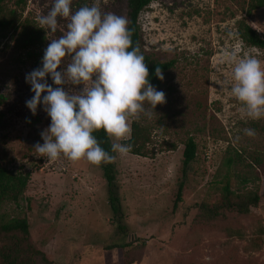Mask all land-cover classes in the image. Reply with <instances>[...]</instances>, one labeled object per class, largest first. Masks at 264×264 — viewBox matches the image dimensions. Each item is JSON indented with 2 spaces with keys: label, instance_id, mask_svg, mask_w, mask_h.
Segmentation results:
<instances>
[{
  "label": "rangeland",
  "instance_id": "rangeland-1",
  "mask_svg": "<svg viewBox=\"0 0 264 264\" xmlns=\"http://www.w3.org/2000/svg\"><path fill=\"white\" fill-rule=\"evenodd\" d=\"M255 2L151 0L139 13L142 53L152 61L172 60L173 66L161 84L152 85L165 93L166 103L153 112L145 105L132 120L150 131L151 155L115 152L120 218L107 201L104 163L50 161L34 149L43 144L41 133L51 119L42 104L35 115L26 107L34 93L25 77L42 67L44 50L63 34L67 21L61 19L48 34L38 19L52 0L5 4L39 36L26 48L11 38L0 43V166L29 174L21 199L0 204V230L3 222L19 217L26 218L29 234L0 231V264H264V118L241 115L224 59L226 53L251 55L264 66V48L249 45L238 29L245 23L264 38V6L252 8ZM93 4L128 20L126 0H73L72 9ZM46 81L57 87L50 76ZM63 87L79 91L82 85ZM246 128L256 135L247 136ZM188 138L196 143V155L183 174ZM228 172L234 193L259 197L247 213L217 206Z\"/></svg>",
  "mask_w": 264,
  "mask_h": 264
},
{
  "label": "clouds",
  "instance_id": "clouds-1",
  "mask_svg": "<svg viewBox=\"0 0 264 264\" xmlns=\"http://www.w3.org/2000/svg\"><path fill=\"white\" fill-rule=\"evenodd\" d=\"M73 0H52L46 14L39 17L41 28L55 33L61 19L65 30L50 39L44 50L42 67L26 74L25 82L34 93L26 101L32 115L38 105L51 119L41 133L43 144L34 149L38 157L50 161L64 157L72 162L86 161L94 166L111 163L114 158L101 147L94 133L103 130L114 141L113 152L127 156L131 144L130 121L146 111L166 103L165 93L149 83V70L138 46H133L128 20L112 12H103L97 4L73 11ZM131 49V50H129ZM230 66V95L238 102L241 115L250 120L264 118V66L248 55L226 53ZM68 60L69 62L65 63ZM65 64L63 70L57 69ZM155 75L163 80L160 68ZM50 76L53 88L46 81ZM64 85H82L79 91ZM42 93H46L43 95ZM247 136L256 135L246 128Z\"/></svg>",
  "mask_w": 264,
  "mask_h": 264
},
{
  "label": "trees",
  "instance_id": "trees-1",
  "mask_svg": "<svg viewBox=\"0 0 264 264\" xmlns=\"http://www.w3.org/2000/svg\"><path fill=\"white\" fill-rule=\"evenodd\" d=\"M8 1H13L17 6L25 3L26 0H0V43L6 38H11L14 43L20 48H26L35 43L38 39V33L31 28L26 18H22L21 14L17 13L15 9L5 8V4ZM151 2V0H126L127 16H128V28L132 33L131 39L133 46H140V26L138 23L139 13ZM264 6V0H256L252 5V8H260ZM240 36L251 46L264 48V38L260 37L257 32L245 23H241L239 26ZM131 50V49H129ZM143 54V53H142ZM145 63L149 70V83L151 85L161 84V79H158L155 75V69L160 68L163 75L164 72L169 70L173 66V61H152L147 55L143 54ZM131 138L121 143L131 144V154L149 157L151 154L148 152L146 146L151 143L150 131L145 127H141L137 122H131ZM101 147L108 151L110 155L115 156V152L111 149V140L106 136L103 130H99L94 133ZM196 155V143L192 138H188L183 150L182 160V173L185 174L189 164L195 159ZM229 166L234 162L233 158L229 159ZM253 163L259 164L257 159H254ZM230 170V167L228 171ZM103 177L107 185V201L113 215L120 218V201L117 195L118 187L116 183V168L114 160L111 163H104L102 167ZM29 181V174L14 173L4 167L0 166V204L3 201H11L17 203L23 196L27 184ZM247 178H242L241 182L246 183ZM231 177L230 173H226L224 178V184L221 186V200L217 206L221 209H231L237 213L244 214L249 210V206L257 204L259 197L257 193L249 192L244 199L241 195H237L230 189ZM181 187L178 190L176 197L177 202L180 198ZM216 209L214 212H217ZM113 216V217H114ZM121 228V227H119ZM122 229V228H121ZM4 233L13 234L21 233L27 238L29 234V226L26 218L12 217L3 222L1 230ZM121 248V247H120ZM42 258L48 262L47 257L43 252H39ZM3 256V251L0 252V257ZM5 264H24L18 263L14 260H10Z\"/></svg>",
  "mask_w": 264,
  "mask_h": 264
}]
</instances>
